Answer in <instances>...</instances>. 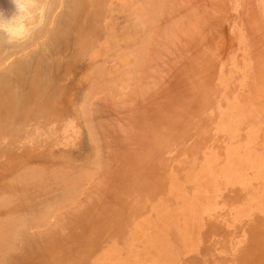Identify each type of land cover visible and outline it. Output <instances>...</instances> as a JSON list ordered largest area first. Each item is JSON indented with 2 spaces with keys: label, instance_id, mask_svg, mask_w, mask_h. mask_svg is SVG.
Segmentation results:
<instances>
[{
  "label": "rangeland",
  "instance_id": "obj_1",
  "mask_svg": "<svg viewBox=\"0 0 264 264\" xmlns=\"http://www.w3.org/2000/svg\"><path fill=\"white\" fill-rule=\"evenodd\" d=\"M32 1L0 0V69L45 112L0 139V223L34 236L0 264H137L158 209L171 264H264V0Z\"/></svg>",
  "mask_w": 264,
  "mask_h": 264
},
{
  "label": "bare ground",
  "instance_id": "obj_2",
  "mask_svg": "<svg viewBox=\"0 0 264 264\" xmlns=\"http://www.w3.org/2000/svg\"><path fill=\"white\" fill-rule=\"evenodd\" d=\"M30 1V0H29ZM32 1V0H31ZM33 2V1H32ZM104 4V3H103ZM25 6V5H24ZM31 7V6H30ZM101 9V8H100ZM29 10V9H28ZM32 10V9H31ZM31 10L27 11L32 12ZM26 12V13H27ZM95 15V14H94ZM5 26H7L8 28H11L10 30L13 29H18L21 26V23L18 22L17 24L13 25V24H5ZM91 33V32H90ZM33 41V40H32ZM132 46V45H131ZM60 61V60H59ZM22 62H18L15 66L14 69L15 71L17 70V67L21 64ZM22 65V64H21ZM13 68H2L0 69V139L3 136H8L10 134L13 133V128L21 123V120L23 117L25 116H30L31 121L33 122L34 119L39 118L40 117V112L42 110V108L39 109H33L31 107L32 103V99L33 96H36V88H32L30 89V92L27 93V95H25L23 98L21 97V100L17 95H15L12 91H11V84H10V74L13 72L14 70ZM94 73V72H93ZM103 76V75H102ZM123 77V76H122ZM109 79V78H106ZM115 80V79H114ZM19 101V102H18ZM21 101V102H20ZM19 103V104H18ZM89 111V110H88ZM45 113L42 110V114ZM86 113V111H85ZM31 114H33V116H31ZM89 114V113H86ZM40 119V118H39ZM42 120L40 119L39 122H41ZM31 125V124H30ZM29 125V128H31ZM29 137V136H28ZM26 136V138H28ZM5 138V137H3ZM31 139V138H30ZM28 141L29 145H31L32 141ZM20 142V141H19ZM1 145V143H0ZM260 158V157H259ZM260 165L264 167V161H259ZM29 165V164H28ZM34 166V165H33ZM38 166V165H37ZM23 172V171H22ZM32 172V171H30ZM42 172V171H41ZM45 173V172H44ZM29 175V174H28ZM27 175V176H28ZM15 176V174H14ZM26 176V177H27ZM32 176V175H31ZM40 176V175H39ZM22 177V176H21ZM25 177V175H24ZM25 180V179H24ZM23 182V181H22ZM262 182L264 183V180H262ZM27 184V183H24ZM190 184V183H189ZM72 188V187H71ZM75 189V188H74ZM8 192V191H7ZM17 192V191H15ZM14 192V193H15ZM69 192V191H68ZM263 192V193H262ZM261 193L256 197L255 203H254V207L253 208H257V206H262L264 210V189ZM5 193V192H3ZM2 193V194H3ZM6 194V193H5ZM11 194V192H10ZM9 196L11 197L12 194ZM1 195V194H0ZM69 195V194H68ZM16 194L13 195V197H15ZM6 197L7 194H6ZM71 197V196H70ZM5 198V197H3ZM12 198V197H11ZM74 198V197H73ZM8 199V198H7ZM16 200L18 198H15ZM3 201V200H2ZM15 201V200H12ZM71 201V200H70ZM57 202V201H56ZM190 202V201H189ZM193 202V201H192ZM67 203V202H66ZM70 203V202H69ZM2 206V204H0ZM9 205V204H8ZM6 204V206H8ZM52 205V204H51ZM4 207V206H3ZM54 207V206H53ZM63 207V206H61ZM60 207V209H61ZM170 207V206H169ZM57 208V207H56ZM66 208V207H65ZM58 210V209H55ZM169 211V210H167ZM16 212V211H15ZM20 212V211H19ZM49 212V211H48ZM11 213V211H10ZM22 213V212H20ZM35 214V213H34ZM55 214V213H54ZM63 214V213H62ZM21 215V214H20ZM48 215V214H47ZM50 215V214H49ZM2 217V216H1ZM21 217V216H19ZM39 217V216H37ZM56 217V216H55ZM154 219L151 222V225H149L148 227H145L144 225L139 224V220H136V218H134L131 222L129 231L127 233L128 235V239H129V247L134 244L135 241L137 240H141V247L143 248L144 252H145V256L146 258L143 261H138L137 264H144V263H151V264H171L173 258L172 256L174 255L172 253V249L171 246H169L165 243L164 239L162 238L163 234L160 235H156L153 234V232H156L157 234L161 233L163 230L165 229H171V224L175 225L174 220H173V215H170L168 213H163L161 212L159 209L157 210V213L154 215ZM10 218V215H9ZM27 218V217H26ZM47 218V217H46ZM139 218V217H138ZM1 219V218H0ZM8 219V218H6ZM5 219V220H6ZM11 219V218H10ZM13 219V217H12ZM19 219V220H17ZM14 220H10L8 223H6L7 225L5 226V222H1L0 223V242L2 243V241L4 240V238H8L10 239L11 243H13L14 240H18V237L20 238L19 240L21 241V243H25L27 244V246H25L26 249V254H30L31 253V243H32V239H33V235H32V239H30L28 237L27 234H25L24 232V226H25V220L21 219V218H17ZM199 220V219H198ZM2 221V220H1ZM42 222V221H41ZM140 222L142 223H147V220H140ZM45 223V221H44ZM33 225V224H32ZM5 226V227H3ZM28 226V225H27ZM30 226V224H29ZM42 226V225H41ZM176 226V225H175ZM43 227V226H42ZM48 227V226H46ZM32 228V227H31ZM56 228V227H55ZM187 228V226H186ZM27 229V228H26ZM25 229V230H26ZM168 229V230H169ZM48 230V229H47ZM57 230V229H56ZM178 230H180V234H179V240H181V244L184 245L185 250L189 251V249L191 248V246L189 244H187L185 237H183V235H185V227L182 228L180 227ZM27 232L29 234V231L27 229ZM33 232V231H32ZM176 229L174 230V233H176ZM190 232V231H189ZM34 233V232H33ZM109 233V231H108ZM188 233V232H187ZM190 234V233H189ZM198 234V232H197ZM37 235V234H36ZM107 235V232H106ZM188 235V234H187ZM31 236V235H30ZM112 236V235H111ZM189 236V235H188ZM181 237V239H180ZM108 238V237H107ZM110 238V236H109ZM114 238V237H113ZM37 240V239H36ZM174 240V239H173ZM171 241V243H174V241ZM6 241V240H5ZM107 242V239L104 240ZM103 241V242H104ZM34 242V240H33ZM101 242V244L103 243ZM115 242V241H114ZM4 243V242H3ZM15 243V242H14ZM13 243V244H14ZM111 243V242H110ZM40 244V243H38ZM113 243H111L112 245ZM117 244V243H116ZM121 244V243H119ZM119 244H117L119 246ZM260 244V243H259ZM17 245V244H16ZM106 245V243H105ZM195 245V244H194ZM252 245V244H251ZM40 246V245H39ZM117 246V247H118ZM254 246V244H253ZM9 247V246H8ZM33 247V246H32ZM105 247V246H104ZM193 247V244H192ZM10 248V247H9ZM15 248V247H13ZM17 248H19L17 246ZM21 248V247H20ZM193 249V248H192ZM195 249V247H194ZM99 251V250H98ZM97 251V252H98ZM96 252V253H97ZM8 253V252H7ZM15 253V252H14ZM108 253L104 254L101 259L99 260L100 263L102 264H126V260L124 256H121L119 254H117L115 251H112L108 254ZM137 254V253H134ZM16 255H18L16 253ZM31 256V254H30ZM138 256V254L136 255ZM142 256V254H141ZM138 258V257H137ZM141 258V257H140ZM143 258V257H142ZM1 259V258H0ZM20 259V260H19ZM29 256L25 258V261L29 260ZM172 259V260H171ZM139 260V259H138ZM12 261L15 264H18L19 261H21V258H12Z\"/></svg>",
  "mask_w": 264,
  "mask_h": 264
}]
</instances>
